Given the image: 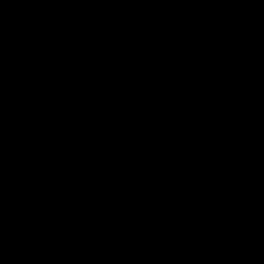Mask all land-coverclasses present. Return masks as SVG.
Returning <instances> with one entry per match:
<instances>
[{
  "label": "trees",
  "instance_id": "16d2710c",
  "mask_svg": "<svg viewBox=\"0 0 264 264\" xmlns=\"http://www.w3.org/2000/svg\"><path fill=\"white\" fill-rule=\"evenodd\" d=\"M74 104L26 147L86 264H264V0L0 5V113Z\"/></svg>",
  "mask_w": 264,
  "mask_h": 264
},
{
  "label": "flooded vegetation",
  "instance_id": "af4514ba",
  "mask_svg": "<svg viewBox=\"0 0 264 264\" xmlns=\"http://www.w3.org/2000/svg\"><path fill=\"white\" fill-rule=\"evenodd\" d=\"M12 1L0 0V5ZM74 107L75 104L68 114L53 120L56 123L22 114L13 107H7L9 115L5 117L0 113L4 161L3 164L0 159V264H52V260L55 264H86L84 255L74 248L76 221L73 216H64L52 197L53 189L65 183L60 180L64 175L39 167L26 147L40 138L70 133L72 124L77 122L69 116L77 115ZM10 179L16 183L20 195ZM42 179L44 184L40 182Z\"/></svg>",
  "mask_w": 264,
  "mask_h": 264
},
{
  "label": "rangeland",
  "instance_id": "374dc122",
  "mask_svg": "<svg viewBox=\"0 0 264 264\" xmlns=\"http://www.w3.org/2000/svg\"><path fill=\"white\" fill-rule=\"evenodd\" d=\"M119 77L118 76H112L111 78H110V80L109 81H105V82H103V84L99 87V89H98V93L97 92H94V91H91V92H89V93H87V94H89V96L88 95H85V96H80V103H82V104H84L85 105V107L86 108H89L91 105H89V101H90V99H91V97H97L98 95H100V94H102V93H104V92H106V91H108L109 90V88H110V86H115L117 83H118V81H119V79H118ZM116 80H118L117 82H116ZM91 94H93V95H91ZM91 95V96H90ZM93 100H94V98H92ZM75 110L77 111V115H74V114H69V116H71V117H74L75 119H74V121H79V120H81V119H83V118H86V117H90V115H87V116H84V113L79 109V107H78V105L77 104H75ZM92 114V113H91ZM64 127V126H63ZM45 175V174H44ZM53 175H55V174H53ZM56 178H58L57 176H56ZM60 179V178H59ZM11 180V179H10ZM62 182H64L65 180H64V178H62V179H60ZM12 181V183H13V186L14 187H17V185H16V183L14 182V180H11ZM40 182H41V184H44V182H45V179H42V180H40ZM48 190H50V189H48ZM51 191V190H50ZM39 201H40V197H39ZM174 262H175V264H180L177 260H173Z\"/></svg>",
  "mask_w": 264,
  "mask_h": 264
},
{
  "label": "water",
  "instance_id": "95a60500",
  "mask_svg": "<svg viewBox=\"0 0 264 264\" xmlns=\"http://www.w3.org/2000/svg\"><path fill=\"white\" fill-rule=\"evenodd\" d=\"M0 159H1L2 163L4 164L3 157H2L1 145H0ZM16 189H18V188L16 187ZM17 194L20 195V190L19 189L17 190ZM33 227H34L35 231H38V227L37 226H33ZM40 237L45 241V238L43 236H40ZM48 245H49V249H51L52 246H51V241L50 240L48 241ZM52 254H53V251H52ZM53 258H54V254H53ZM52 264H55L54 260H52Z\"/></svg>",
  "mask_w": 264,
  "mask_h": 264
},
{
  "label": "clouds",
  "instance_id": "9594fccd",
  "mask_svg": "<svg viewBox=\"0 0 264 264\" xmlns=\"http://www.w3.org/2000/svg\"><path fill=\"white\" fill-rule=\"evenodd\" d=\"M49 122H51L50 120H48ZM56 123V122H55Z\"/></svg>",
  "mask_w": 264,
  "mask_h": 264
}]
</instances>
